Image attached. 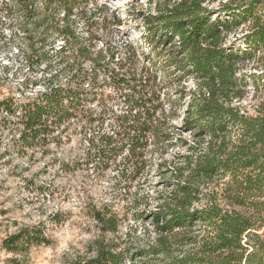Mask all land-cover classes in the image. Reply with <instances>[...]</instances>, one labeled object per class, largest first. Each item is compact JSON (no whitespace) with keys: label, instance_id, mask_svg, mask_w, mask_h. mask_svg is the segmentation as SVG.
<instances>
[{"label":"rangeland","instance_id":"374dc122","mask_svg":"<svg viewBox=\"0 0 264 264\" xmlns=\"http://www.w3.org/2000/svg\"><path fill=\"white\" fill-rule=\"evenodd\" d=\"M177 1L91 2L87 15L71 17L78 39L63 60L58 50L62 37H49L41 52L32 25L26 33L20 30L0 0V264H85L103 245L122 250L123 264H161L169 256L195 248L192 239L181 236L198 235L199 226L188 227L182 234H167V249L151 251L152 246L160 247L155 212L171 200L179 167L185 166L184 156L195 141L183 117L198 78L182 68L183 63H175L180 54L168 50L173 40L158 44L160 55L153 52L144 33L146 16L157 12L159 2ZM226 1L206 0L204 5L214 10ZM96 4L102 10L91 14ZM221 15L228 16L223 11ZM233 26L227 42L242 53L249 49L241 38L248 23L239 19ZM80 45L87 47L83 54L78 51ZM260 54L257 51L247 61L248 71L254 70ZM142 67L144 74L147 68L155 72L149 84L151 93L155 92L157 114L164 120V134L160 139L150 138L144 162L132 171V161L126 162L123 154L100 162L89 139L95 136L97 143L100 136L111 132L117 115L132 104L134 91L122 82L123 74L140 73ZM65 68H73L76 74L88 71L87 99L54 131L53 141L24 146L19 139L22 125L3 111L5 102L25 101L47 85L65 81L69 76ZM247 89L241 104L254 113L260 94L251 84ZM202 204L193 201L192 208ZM35 228L49 241L36 243L24 236L36 234ZM259 233L264 238V226Z\"/></svg>","mask_w":264,"mask_h":264},{"label":"trees","instance_id":"16d2710c","mask_svg":"<svg viewBox=\"0 0 264 264\" xmlns=\"http://www.w3.org/2000/svg\"><path fill=\"white\" fill-rule=\"evenodd\" d=\"M1 1L20 30L26 33L32 25L40 51L45 50L49 37H62L64 42L58 50L63 60L72 42L78 39L71 17L87 15L89 4L96 3ZM204 2H159L157 12L146 16L144 33L153 52L161 55L158 44L173 40L172 49L168 50L180 54L175 63H183L181 67L198 78L183 117L184 127L193 131L195 141L190 145V153L184 156L185 166L179 167L171 200L163 202L155 212L160 247L152 246L151 251L162 253L167 249V234L175 231L173 234L178 235L188 227L199 226L198 235L181 236L192 239L195 248L180 256H169L161 264H264V238L259 233L264 226V0H228L214 10ZM93 9L91 14L101 11L102 5L96 4ZM222 11L228 16H222ZM239 19L248 23L241 38L249 49L242 53L227 42ZM29 39L34 40V36ZM78 51L83 54L87 47L80 45ZM257 51L261 52L257 64L248 71L246 63ZM125 54L126 59L130 58ZM65 69L69 75L65 81L47 85L25 101L5 102L3 111L22 125L19 139L24 146L53 141L54 131L75 115L74 111L87 99L88 71L82 69L78 75L73 68ZM146 72L142 67L140 73L123 74L122 82L134 91L130 97L132 104L117 115L111 132L100 136L98 144L95 136L89 139L100 162L123 154L126 162L132 161L135 171L144 162V149L150 138L160 139L164 134V120L157 114L155 92L151 93L152 83L149 84L155 72L149 68ZM250 84L260 94L254 113L241 104ZM193 201L203 204L192 208ZM35 230L36 234L24 236L36 243L49 241L41 236L40 229ZM19 237L22 234L15 236ZM124 259L122 250L103 245L85 264H123Z\"/></svg>","mask_w":264,"mask_h":264}]
</instances>
